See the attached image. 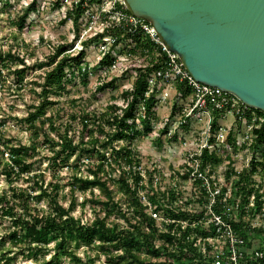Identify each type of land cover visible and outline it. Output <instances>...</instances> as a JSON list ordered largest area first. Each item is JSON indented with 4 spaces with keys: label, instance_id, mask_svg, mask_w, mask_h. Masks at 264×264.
Here are the masks:
<instances>
[{
    "label": "trees",
    "instance_id": "trees-1",
    "mask_svg": "<svg viewBox=\"0 0 264 264\" xmlns=\"http://www.w3.org/2000/svg\"><path fill=\"white\" fill-rule=\"evenodd\" d=\"M7 2L8 0H4V5ZM59 2L60 0H54V5L58 7ZM35 10H37V2L31 0L17 18L16 24L19 28L25 26L27 14ZM82 12L83 8L77 4L74 8L66 11L62 22L70 19L76 26ZM107 34H113V32L105 30L102 34L83 40L82 48L77 54H71L67 44H58L45 60L34 62L31 65L11 50L0 51V94L7 80L3 75V69L10 70L12 65L15 66L10 70L13 75L10 85L13 86L9 87H15L16 91H19L25 87L24 79L30 70L45 68L42 81L33 82L40 87L39 92L33 90L39 98L38 103L30 105L26 116L20 120L26 123L30 130V144L9 146L8 141L3 140L0 135V164L4 163L2 173L9 183L18 179L23 173H28L33 164V161H28V158L36 153L37 138L40 135L43 136V143H47L53 150L49 162L52 171L64 165L67 168L75 169L69 182L71 200L67 206L60 201L59 191L62 190V185L56 180L48 184L50 189L44 187L42 172L27 176L31 182L30 189L10 186L8 191L0 193V219H6L8 222L6 231L0 236V249L6 242L12 246L20 245L17 251H13L11 248L0 250V264H10L17 253L36 260L41 258L43 264H60L63 257L79 264H95V257L87 254L80 257L76 254L75 249L80 245L88 246L89 249L99 248L100 253L104 256V264H155L158 259L163 257L165 260H171L167 264L175 262L190 264L191 256L182 250L184 245H187L182 242L185 235L181 234L180 238L175 240L169 234H158L154 219L147 214L145 206L138 197V192L144 188V185L140 183L142 179L140 174L141 151L133 148V142L142 134L147 135L153 130L152 119L155 117L153 109L157 100L153 94H147L150 88L148 78L154 70L162 66L165 55L161 54L156 57L155 52H137L139 48H151L150 42L148 40L141 41L136 37L131 38L135 45L132 50L134 52L129 53L146 54L147 64L131 68L134 71V79L131 89L122 92V97L126 101L123 107L110 103L102 111H82L78 141H74L68 135L69 125H55L54 114L47 116L49 106L56 103L50 99V96L61 95L65 91L66 84L74 78L75 73L87 76L88 68L83 60L84 48ZM118 34H113L116 37L115 44L122 38L131 37L129 34L119 37ZM114 62L115 57L107 52L99 59L98 65L109 67ZM112 83L113 80L100 84L97 86L96 92H102L107 85ZM175 86L180 96L189 95L190 90L187 87L184 88L179 83H175ZM153 88L155 89L156 85ZM141 108L142 111H140ZM252 114L262 121L257 120L258 125L252 129L250 166L247 169L243 168L232 182V193L239 194L241 198L240 215L237 221L232 222V225L245 239L248 248L252 247V239L256 237L260 242L257 248L264 252V198L258 188L254 187L252 178L257 163L256 152H259L264 158V112L255 108H247V115L251 116ZM76 117L75 115L71 116L72 119ZM170 117H172V113ZM216 121L217 115L211 124V132L218 128ZM46 123L47 127H45ZM138 125L141 129L137 128ZM61 128L63 132H61ZM166 130L167 126H164L154 139L157 146L161 145V135ZM96 132L98 133L95 135ZM51 133L57 136V141L50 137ZM230 135H232V130L229 132V139H231ZM115 142L116 144H114ZM55 146L59 148L54 150ZM261 147L263 149H260ZM2 148L10 151V162L4 161ZM73 155L78 158V161L83 157V161L75 164L74 167L69 163V158ZM210 159L215 160L216 164L221 161L216 153L209 154L207 149H204L201 161L204 163ZM81 163L88 169V175L77 174ZM114 171H118L117 176H112ZM234 173V168L229 167L226 170V178L229 179ZM103 175H105V179H103ZM148 181H152L151 173H148ZM112 184H116L118 190L122 192L124 207L119 201L114 200L113 190L110 188ZM94 188L99 190V196L89 202L100 205V211L105 216L113 215L117 220H106L96 213L90 222L81 223V218L72 214L75 207L74 189L93 192ZM169 193L173 198L175 193L173 189H169ZM251 195L253 196V206L247 207ZM149 199L157 205L158 209L163 207L161 195L153 194L149 196ZM41 201L46 203V208L41 206ZM233 202L234 199L228 200L229 204ZM217 208L216 205L215 210ZM170 214L176 219H186L183 213L173 214L170 211ZM255 215H258L261 220V224L258 226H251L250 221H244L242 218L247 216L250 220ZM164 236L170 243L176 241L174 252L167 248L154 246V240ZM51 243L53 245L50 248ZM51 250L53 252L50 258L45 260L44 257Z\"/></svg>",
    "mask_w": 264,
    "mask_h": 264
},
{
    "label": "rangeland",
    "instance_id": "rangeland-1",
    "mask_svg": "<svg viewBox=\"0 0 264 264\" xmlns=\"http://www.w3.org/2000/svg\"><path fill=\"white\" fill-rule=\"evenodd\" d=\"M31 0H8L4 5V0L0 1V51L5 52L11 50L15 54H19L27 64L43 61L53 52V48L58 44H67L71 54H77L82 48V41L94 37L97 30H101L98 24V19H95L97 13L91 20L88 19L87 11L81 15L76 26L72 20L68 19L62 22L67 10V3L65 0H60L59 6L56 7L54 0H36L37 10L27 14L25 19V26L19 28L16 24L17 18L22 14L23 10ZM95 9H93L94 11ZM91 11V10H90ZM91 21V22H90ZM117 33L115 29L111 30ZM77 35V36H76ZM102 40L93 41L85 48L84 63L87 64V76H82L75 73L71 82L66 84L65 91L61 95H51L50 99L56 103L49 106L47 116L54 114L55 125H69L68 135L74 141L79 140L80 136V117L82 111H102L105 106L114 103L123 107L126 103L123 99L122 92L131 89L134 71L131 69L135 66H144L147 64V59L144 55L129 54L127 42L121 41L111 52V56L115 57V62L109 67H100L98 61L101 57L99 52ZM19 67V65H18ZM15 68L12 65L11 69ZM76 69V68H73ZM10 70L3 69V75L7 78L4 89L0 94V135L3 140L8 141V145H29L31 142L30 130L26 123L21 122V118L26 116L27 109L30 105H36L39 98L33 92H39L40 87L36 86L33 82H41L44 75L45 68L33 69L28 72V76L24 79L25 87L16 91L15 87L10 85L13 80V75ZM113 80V83L107 85L106 88L97 93L96 88L102 83H108ZM175 86L171 82L158 81L157 92L153 96L157 100L154 107L155 117L152 119L153 130L151 133L142 134L133 142V148L141 151L140 170H150L155 167L158 171L155 173L152 188L154 191H162L170 187L174 182L170 173L173 169H177L180 164L185 162V155L188 150H197L201 139L206 131L207 124L210 122L211 113H202L199 118L191 119L187 125L184 122L179 125L182 111L188 108V97H182L176 93ZM142 111V108L141 110ZM172 113V117L171 116ZM77 116L72 119L71 116ZM217 125L231 129L237 133V138H240L236 148H229L228 154L234 160V165L237 169L248 168L252 157V149L248 144L242 143V137L250 132V127L244 121H237L231 114H227L224 118H217ZM164 126H167L166 133L161 135V145L157 146L155 138ZM47 127V123L45 124ZM186 127V128H184ZM140 128V125L137 126ZM61 132L63 129L61 128ZM173 132L175 133L174 135ZM98 132L94 133L95 135ZM225 135L226 133L223 132ZM50 137L57 141L58 138L54 133ZM87 139V138H86ZM116 144V142L114 143ZM117 146V145H116ZM59 147L55 146L54 150ZM260 149H263L261 147ZM53 155V150L49 145L43 143V136L37 138L36 153L28 158V161H33L31 170L28 173H23L18 179H14L11 183L6 179L3 171V164H0V193L8 191L10 186H18L21 188H29L31 182L27 179L30 174L42 172L44 174L43 185L49 187V183L56 180L62 185V190L59 191L60 201L67 206L70 195V178L75 173V169L67 168L66 165L56 168L55 171L49 167L50 158ZM226 155V154H225ZM78 161L76 156L69 158V163L72 167L75 164L83 161ZM223 162L220 163L221 168L227 163V160L222 156ZM256 166L253 174L254 187L258 188L259 192L264 198V158L261 157L259 152H256ZM262 160V162H261ZM6 162L7 160L4 159ZM78 175H88V169L81 163ZM118 171H114L112 176H117ZM91 177V176H90ZM105 179V175H103ZM177 185L184 190V195L189 196L193 186L189 181L179 182ZM259 186V187H258ZM113 190V198L119 201L124 207L123 194L118 190L116 184L110 185ZM74 202L75 207L72 214L75 217L81 218L84 222H90L94 218V214H99L106 220H117L112 216H105L100 211L101 206L89 202L99 196V190L93 189V192H82L74 189ZM88 199V201H85ZM83 202H85L83 204ZM41 206L46 208V203L41 201ZM252 207L251 205H249ZM264 208V204H263ZM236 218V217H235ZM238 218V216H237ZM244 221H250L251 226H258L261 220L258 216H254L250 220L247 216L242 217ZM8 222L6 219H0V236L6 231ZM259 239H252V247L255 248L259 245ZM72 245V243H70ZM52 243L49 245L52 247ZM20 245L12 246L6 242L0 250L11 248L17 251ZM52 250L44 257L45 260L50 258ZM78 256L90 255L95 257V264H104V256L100 253L99 248L89 249L88 246L80 245L75 249ZM40 259H34L28 256H22L17 253L16 257L10 264H43ZM60 264H79L75 263L68 258L63 257ZM161 264V263H160ZM174 264H178L175 262Z\"/></svg>",
    "mask_w": 264,
    "mask_h": 264
},
{
    "label": "built area",
    "instance_id": "built-area-1",
    "mask_svg": "<svg viewBox=\"0 0 264 264\" xmlns=\"http://www.w3.org/2000/svg\"><path fill=\"white\" fill-rule=\"evenodd\" d=\"M65 1L68 5L67 10L80 4L83 8L82 14L87 11L89 20L94 17L95 12L97 13L95 19H98L101 30H97L94 37L104 33L105 30L113 29L119 33V37H123L125 34L131 35V37L122 38L117 44H115L116 37L113 35L115 33L99 38V41H103L99 50L101 57L107 52L110 54L114 52L115 47L121 41L127 42V52H134L132 50L135 42L131 39L133 37L150 42L151 48H139L137 52H155L156 57L161 54L165 55L162 66L154 70L148 78L150 88L147 94L157 92L158 81L171 82L174 86L175 83H179L184 88L187 87L190 90L189 95L185 96L189 99L188 108L182 111L179 125L184 122L187 125L194 117L200 119L199 116L202 113H211L210 122L207 124L199 148L197 150L187 149L185 162L171 171L170 176L174 183L170 187L160 192L154 191L152 185L155 173L158 171L155 167L150 170H140L142 176L140 183L144 185V188L138 192V197L145 206L147 214L154 219L158 234H169L175 240H178L181 234L185 235L182 242L187 245H184L182 250L191 256L190 264H264V252L257 247L248 248L245 239L232 225L233 221L238 220L237 216L239 217L241 210V198L239 194L232 193V182L242 169L236 168L227 149L236 148L240 138H237L238 134L232 131L231 139H229L231 129L227 130L220 126L213 132L210 130L216 115L217 118H224L227 114H231L237 121H244L250 127V132L246 133L244 138L242 137L243 140L240 144L241 146L246 143L250 146L253 139L252 129L258 125L257 120H262L258 119L255 114L247 115V108L250 107L232 93L194 80L178 55L159 39L152 24L130 13L123 0ZM93 9L95 10L93 11ZM129 54L131 55V53ZM175 89L178 94L176 86ZM223 132L226 134L224 135ZM174 134L173 132L172 135ZM2 149L3 158L10 162V151ZM204 149H207L209 154L216 153L221 158L220 163L224 161L223 156L227 163L223 168L213 159L203 163L201 156ZM229 167H233L235 173L227 179L225 174ZM148 173L152 174L151 182L148 181ZM182 181H189L193 186L189 196H185L184 190L177 186ZM169 189H173L175 192L173 198L170 197ZM153 194L161 195L163 204L161 209H158L157 205L150 201L149 196ZM230 199H234L232 204L228 203ZM249 199L247 207L253 206V196L251 195ZM216 205L218 206L217 210H215ZM170 211L173 214L183 213L186 219H176L172 217ZM81 223L86 222L81 219ZM175 243L176 241L173 243L167 241L165 236L153 242L155 247L167 248L173 252ZM170 261L163 257L158 259L155 264H167Z\"/></svg>",
    "mask_w": 264,
    "mask_h": 264
},
{
    "label": "water",
    "instance_id": "water-1",
    "mask_svg": "<svg viewBox=\"0 0 264 264\" xmlns=\"http://www.w3.org/2000/svg\"><path fill=\"white\" fill-rule=\"evenodd\" d=\"M194 80L264 112V0H123Z\"/></svg>",
    "mask_w": 264,
    "mask_h": 264
}]
</instances>
